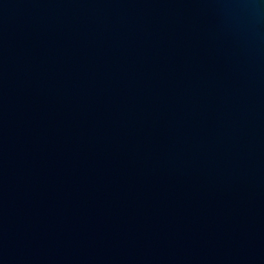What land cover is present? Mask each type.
<instances>
[{
	"label": "water",
	"instance_id": "obj_1",
	"mask_svg": "<svg viewBox=\"0 0 264 264\" xmlns=\"http://www.w3.org/2000/svg\"><path fill=\"white\" fill-rule=\"evenodd\" d=\"M0 264H264V0H0Z\"/></svg>",
	"mask_w": 264,
	"mask_h": 264
}]
</instances>
